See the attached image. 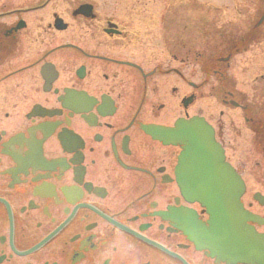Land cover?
Listing matches in <instances>:
<instances>
[{
    "label": "flooded vegetation",
    "instance_id": "flooded-vegetation-1",
    "mask_svg": "<svg viewBox=\"0 0 264 264\" xmlns=\"http://www.w3.org/2000/svg\"><path fill=\"white\" fill-rule=\"evenodd\" d=\"M111 1L127 2L0 0V264H264V89L224 73L264 0L239 37L171 0ZM209 100L239 119H210ZM193 117L238 177L221 189L241 190L240 227L187 195L171 133Z\"/></svg>",
    "mask_w": 264,
    "mask_h": 264
},
{
    "label": "rangeland",
    "instance_id": "rangeland-1",
    "mask_svg": "<svg viewBox=\"0 0 264 264\" xmlns=\"http://www.w3.org/2000/svg\"><path fill=\"white\" fill-rule=\"evenodd\" d=\"M84 1L90 2L98 8H102L104 4L118 3V1L111 0H75V6ZM123 2L127 1H120L119 3ZM171 3L175 5L174 7L181 9L186 14L187 25H192L195 19L201 16L203 27L205 23L213 25L216 29L228 30L231 27H235L241 31L234 33L236 37L245 34L242 30V25H253L258 21L259 15L254 10L258 11L260 9L262 11L263 7L262 0H171ZM118 4L115 7L119 8ZM235 8H239L245 14L242 15L243 18L240 15H236ZM247 13L248 15H246ZM204 40L205 38L203 42ZM213 40L211 39V42ZM254 40H252L251 45L248 46L245 52H240L230 58L228 62L229 66L226 67L224 65V73L234 80L235 85H237V90L246 91L249 99L251 97L250 100H254L252 96L255 95L256 101H258L257 94H259V90L263 91L264 89V31H261L258 34V38ZM263 94L262 92V104L264 103ZM201 108H203V114L208 115L210 119L212 117L213 120L221 119L228 121L232 119L237 121L239 118L236 116L238 113H241L239 110L233 109L230 105L225 106L221 103L216 105L210 100L203 101ZM211 113H213L212 116ZM240 143L237 151L249 153L251 159L250 165L251 167H256V163L261 161V158L256 156L253 146L244 144L242 141Z\"/></svg>",
    "mask_w": 264,
    "mask_h": 264
},
{
    "label": "water",
    "instance_id": "water-1",
    "mask_svg": "<svg viewBox=\"0 0 264 264\" xmlns=\"http://www.w3.org/2000/svg\"><path fill=\"white\" fill-rule=\"evenodd\" d=\"M82 9L85 7L80 11ZM172 130L171 141L184 145L181 164L188 169L187 175L192 180L187 195L213 211L214 215L229 210L230 214L224 212L214 217L225 222L231 217L235 227H240L243 220L239 202L241 190L221 189L224 184L223 170L229 172L226 174L229 185L232 184V179L238 184V177L233 175L232 169L225 163L222 148L215 141L212 128L202 118L193 117L190 120H179ZM217 185L219 189H216Z\"/></svg>",
    "mask_w": 264,
    "mask_h": 264
}]
</instances>
